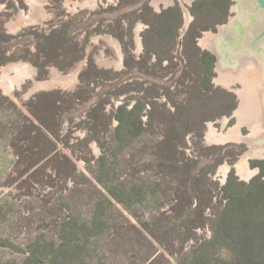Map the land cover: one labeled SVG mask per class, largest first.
Returning <instances> with one entry per match:
<instances>
[{
    "label": "rangeland",
    "instance_id": "obj_1",
    "mask_svg": "<svg viewBox=\"0 0 264 264\" xmlns=\"http://www.w3.org/2000/svg\"><path fill=\"white\" fill-rule=\"evenodd\" d=\"M34 1L0 0V76L11 83L0 85V264H191L208 251L203 264H221L204 243L226 180L264 182V158H247L258 168L248 179L235 170L246 142L204 139L238 97L213 82L216 56L209 71L198 40L235 1L159 12L151 0ZM135 102L140 128L130 116L121 141L116 109Z\"/></svg>",
    "mask_w": 264,
    "mask_h": 264
},
{
    "label": "water",
    "instance_id": "obj_2",
    "mask_svg": "<svg viewBox=\"0 0 264 264\" xmlns=\"http://www.w3.org/2000/svg\"><path fill=\"white\" fill-rule=\"evenodd\" d=\"M183 1L190 5L191 0ZM234 1L235 19L216 25L218 33L204 32L198 44L216 56L217 77L213 82L232 90L239 98L231 115L236 117V122L224 133L221 130L231 116L215 121L220 122L219 132L211 126L213 122L206 123L204 139L210 144L246 142L248 151L235 162V170L240 178L248 179L258 168L249 170L246 158H264V0ZM159 2L164 3L163 8L173 4V0H151L150 5L156 12H159ZM226 26L237 31L230 40L226 38L229 30ZM243 125L250 130L245 135L239 132Z\"/></svg>",
    "mask_w": 264,
    "mask_h": 264
},
{
    "label": "trees",
    "instance_id": "obj_3",
    "mask_svg": "<svg viewBox=\"0 0 264 264\" xmlns=\"http://www.w3.org/2000/svg\"><path fill=\"white\" fill-rule=\"evenodd\" d=\"M226 6L229 0H220ZM177 12L175 7L160 11L156 16L157 25L150 26V31L164 30L167 12ZM177 18L179 15L177 14ZM146 44V43H145ZM147 49V44H146ZM208 57L209 71L214 64L215 57L210 52H204ZM4 61L1 58L0 63ZM209 76L207 77V86ZM141 106L136 102L129 110L125 105H119L116 109L117 124L114 129L115 136L122 141L130 130V116H135V122L140 128L138 115ZM123 113L127 116H123ZM34 114V113H33ZM35 115V114H34ZM36 116V115H35ZM37 118V116H36ZM30 127H33L29 122ZM116 140V139H115ZM264 170H261L263 173ZM260 175L249 183L236 181L230 173L223 186L226 202L224 207L214 219L212 236L204 244L214 250L216 247L221 264H264V182L260 181ZM238 186H245L246 191L240 195ZM215 250V252H216ZM207 252V251H206ZM210 252L204 253L194 259L191 264H203L208 261Z\"/></svg>",
    "mask_w": 264,
    "mask_h": 264
},
{
    "label": "bare ground",
    "instance_id": "obj_4",
    "mask_svg": "<svg viewBox=\"0 0 264 264\" xmlns=\"http://www.w3.org/2000/svg\"><path fill=\"white\" fill-rule=\"evenodd\" d=\"M34 1V0H33ZM192 1V0H191ZM35 2V1H34ZM233 10H235V6H233ZM236 11V10H235ZM185 13H186V9H185ZM212 33V32H211ZM13 67V66H12ZM18 70V69H17ZM217 77V76H216ZM10 80L6 74V72H4L1 76H0V85H4V86H7L8 88L11 87L10 85ZM238 97V96H237ZM238 104H239V98H238ZM238 106V105H237ZM237 108V107H236ZM236 108L234 109V111L236 110ZM233 111V113H234ZM212 126V125H211ZM213 127V126H212ZM215 132H218L215 130ZM222 133H224L225 131H221ZM239 132L241 135H243L241 133V128L239 127ZM248 158V157H247ZM247 158H246V161H247Z\"/></svg>",
    "mask_w": 264,
    "mask_h": 264
},
{
    "label": "flooded vegetation",
    "instance_id": "obj_5",
    "mask_svg": "<svg viewBox=\"0 0 264 264\" xmlns=\"http://www.w3.org/2000/svg\"><path fill=\"white\" fill-rule=\"evenodd\" d=\"M232 12L235 13V14L232 15V16H230V19L229 20H234L235 17H236V15H237V12L235 10H232ZM226 28L227 29L229 28V30L227 31L228 35H226V38L229 39V40L232 39V38H234V36L236 35L237 31L231 29V27H228V26H226L225 29Z\"/></svg>",
    "mask_w": 264,
    "mask_h": 264
}]
</instances>
